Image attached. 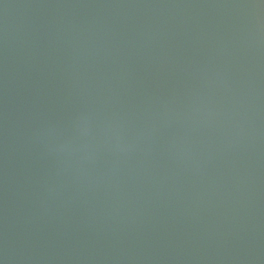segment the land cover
Instances as JSON below:
<instances>
[{"label": "water", "instance_id": "obj_1", "mask_svg": "<svg viewBox=\"0 0 264 264\" xmlns=\"http://www.w3.org/2000/svg\"><path fill=\"white\" fill-rule=\"evenodd\" d=\"M0 264H264V0H0Z\"/></svg>", "mask_w": 264, "mask_h": 264}]
</instances>
